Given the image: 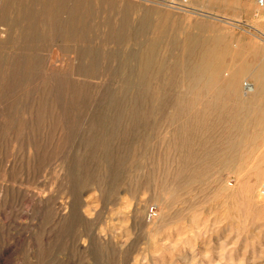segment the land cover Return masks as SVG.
<instances>
[{
    "label": "rangeland",
    "instance_id": "1",
    "mask_svg": "<svg viewBox=\"0 0 264 264\" xmlns=\"http://www.w3.org/2000/svg\"><path fill=\"white\" fill-rule=\"evenodd\" d=\"M180 1L0 0V264H264V9Z\"/></svg>",
    "mask_w": 264,
    "mask_h": 264
},
{
    "label": "built area",
    "instance_id": "2",
    "mask_svg": "<svg viewBox=\"0 0 264 264\" xmlns=\"http://www.w3.org/2000/svg\"><path fill=\"white\" fill-rule=\"evenodd\" d=\"M187 0H181L180 3H172L173 5L175 6H178V5H182L183 3H185ZM255 1V5L257 6V8L259 9H264V0H254ZM183 6V5H182ZM258 193L260 196L264 197V181H262L260 184H259V187H258Z\"/></svg>",
    "mask_w": 264,
    "mask_h": 264
},
{
    "label": "crops",
    "instance_id": "3",
    "mask_svg": "<svg viewBox=\"0 0 264 264\" xmlns=\"http://www.w3.org/2000/svg\"><path fill=\"white\" fill-rule=\"evenodd\" d=\"M251 1H253V0H251ZM254 3H255V1H254Z\"/></svg>",
    "mask_w": 264,
    "mask_h": 264
},
{
    "label": "bare ground",
    "instance_id": "4",
    "mask_svg": "<svg viewBox=\"0 0 264 264\" xmlns=\"http://www.w3.org/2000/svg\"><path fill=\"white\" fill-rule=\"evenodd\" d=\"M195 9V8H194ZM253 89V88H252Z\"/></svg>",
    "mask_w": 264,
    "mask_h": 264
}]
</instances>
